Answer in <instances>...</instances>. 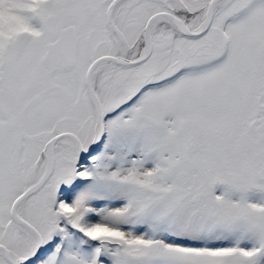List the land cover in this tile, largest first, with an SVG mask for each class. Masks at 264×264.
<instances>
[{"label":"snow or ice","instance_id":"obj_1","mask_svg":"<svg viewBox=\"0 0 264 264\" xmlns=\"http://www.w3.org/2000/svg\"><path fill=\"white\" fill-rule=\"evenodd\" d=\"M0 264H264V0H0Z\"/></svg>","mask_w":264,"mask_h":264}]
</instances>
